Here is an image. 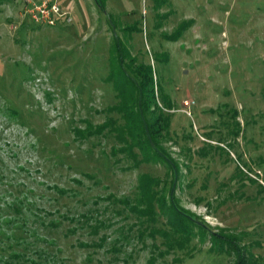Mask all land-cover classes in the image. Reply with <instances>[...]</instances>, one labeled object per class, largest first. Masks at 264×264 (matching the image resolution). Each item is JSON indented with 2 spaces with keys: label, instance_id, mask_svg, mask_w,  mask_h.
<instances>
[{
  "label": "rangeland",
  "instance_id": "374dc122",
  "mask_svg": "<svg viewBox=\"0 0 264 264\" xmlns=\"http://www.w3.org/2000/svg\"><path fill=\"white\" fill-rule=\"evenodd\" d=\"M52 1L55 25L0 0V264L235 263L208 239L169 250L149 232L164 217L141 223L122 203L142 174L174 185L97 132L124 124L114 38L124 68L150 65L172 104L158 143L178 166L177 208L264 264V0Z\"/></svg>",
  "mask_w": 264,
  "mask_h": 264
},
{
  "label": "trees",
  "instance_id": "16d2710c",
  "mask_svg": "<svg viewBox=\"0 0 264 264\" xmlns=\"http://www.w3.org/2000/svg\"><path fill=\"white\" fill-rule=\"evenodd\" d=\"M114 42L113 65L108 80L110 81L111 77L115 79L113 88L117 93L118 103L111 110L121 115L124 124L106 122L97 128V132L110 127L109 130L115 132V136L123 143L124 149L121 152H129L133 156L135 165L145 163L165 166L166 173L172 176L175 190L178 166L165 154L158 143L163 132L169 127L170 119L164 113V109H171L172 104L167 97H162L164 102L162 106L158 104L160 87L154 79L152 67L148 64H137L132 58L125 69L119 40L114 38ZM135 149L140 159L134 152ZM166 190L164 181L142 174L138 177L137 198L133 204L129 200L122 203L125 208L136 214L141 223H155L158 215L164 217L166 228L164 230L151 228L149 232L153 238L157 234L161 235L169 250L175 248L183 250L193 239L198 241L208 239L212 252L233 255L234 264H251L245 256V249L239 245L238 236L209 232L196 217L177 208L174 190L168 195ZM153 263L154 257H151L148 264Z\"/></svg>",
  "mask_w": 264,
  "mask_h": 264
},
{
  "label": "built area",
  "instance_id": "2783aa9c",
  "mask_svg": "<svg viewBox=\"0 0 264 264\" xmlns=\"http://www.w3.org/2000/svg\"><path fill=\"white\" fill-rule=\"evenodd\" d=\"M27 2L29 6L31 5L30 14L32 19L37 23L40 20V23L43 22L48 25H55L56 20L62 17L59 6L52 0L41 1L38 3L32 0H27ZM186 105L187 103L185 102L184 106Z\"/></svg>",
  "mask_w": 264,
  "mask_h": 264
}]
</instances>
